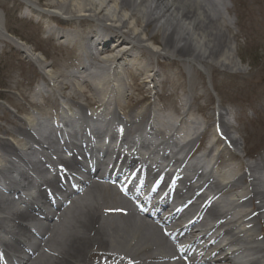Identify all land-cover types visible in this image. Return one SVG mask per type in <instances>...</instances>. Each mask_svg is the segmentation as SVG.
I'll return each instance as SVG.
<instances>
[{"label":"bare ground","instance_id":"1","mask_svg":"<svg viewBox=\"0 0 264 264\" xmlns=\"http://www.w3.org/2000/svg\"><path fill=\"white\" fill-rule=\"evenodd\" d=\"M19 1L33 10L42 9L49 10L52 14L57 13L69 24L78 25V29L59 32L44 28L45 33L61 45L57 46L65 48L66 54H63L59 63L52 60L47 65H42L39 58L33 60L37 67H40L38 70L41 79L49 88L35 90L30 95L32 99L27 101L26 108L21 107L22 111L28 108L27 120L19 125L16 124L13 128L0 126L2 133L0 195L4 197H1L3 204L0 206V244L6 245V242L3 243L5 237L16 242L14 236H19L21 231L30 233L23 222L30 217V212L18 210L20 206L28 204L30 209L38 210L33 213V220L39 229H36L37 232L39 231V236L36 233L34 252L26 257L23 264H100L98 259L104 254L106 256L101 264L110 257L122 258V261L128 259L131 263L138 264H217L223 260H231L229 256L231 253L227 251L219 259L214 254H205L203 249L214 244L219 252L223 249L221 243L225 240L232 244L231 248L234 243L233 248L236 250L232 253L238 255L244 264H264V237L260 240V234L256 233L258 226L260 233L264 229V154H260L252 161L243 159L240 140L230 131L232 127L228 117L230 112L226 108L216 106L212 112L215 123H210L214 138L194 160L196 163H203L204 170L202 171V168L194 162L184 163L192 145L201 136V133L195 132L200 122L193 113L188 119L186 118L187 113H191L190 103L185 98L177 97L176 92L183 86L180 80L181 73L177 71L173 75L170 71L171 67L178 69V61L171 59L169 61L165 57L174 55L180 58L179 62L183 65V61L200 62L205 57L220 56L221 61L227 64L228 59L231 58V50L228 51L227 47L230 48L233 44L222 49L216 43L217 39H221L217 32L220 30H215L211 26V15L221 13L226 6L224 0H119L120 3L118 0H45L40 3L41 6L36 4L39 3L38 0L37 2ZM89 20L95 26L104 24L105 27L97 30L87 23ZM148 26L151 27V31L145 33L146 31L143 30ZM157 33L161 34L162 48L155 52L145 43L147 40L155 41ZM3 40L12 41L23 47L17 38L7 34L4 25L0 22V42ZM92 66H94L93 72L90 71ZM79 74L82 76L80 77ZM126 77L130 82L126 81ZM156 78L159 79L158 82ZM146 83H150L152 88L145 87ZM168 84L170 89L162 95L160 90L163 91ZM154 96L160 100H164L166 96H175V99L172 103L166 100L167 103L161 104L155 102ZM123 97L132 102L144 103L145 107L136 109L134 112L138 114L135 115L130 108L121 104ZM81 99L87 105H82ZM57 105L62 112L58 127L66 129L69 143L73 147H76L75 141L81 142L78 137L82 139L89 136V131L86 130L90 129V126L97 127L98 123L107 127L121 124L119 113L122 114L126 130L123 128L122 131L117 132L116 138L123 140L127 137L128 129L131 134L130 139L125 138L123 157L120 152L115 149L110 150L103 145L108 142L111 132L97 131V138H102V141L99 146L95 145L97 148L93 151L96 152L93 160L96 169L86 172L83 170L86 167H83L79 173L74 174V177L68 172L65 178L76 181L74 187H71L70 182L59 184L57 179L54 180L55 174L58 171L63 174L60 168L64 165L67 170H70L69 168L73 170V165L67 161L66 155L61 152L59 146H56L57 144H47L52 134L47 132L45 118L42 119L38 114L39 111L42 115L47 114L49 108ZM30 107L34 110L30 111ZM167 107L176 116L175 120L168 122L165 116L152 120L154 118L152 111L155 109L163 111ZM197 108L201 110L200 106ZM92 111V115L96 113L104 115L107 112L114 118L106 122L101 117L93 119L85 116ZM144 114L147 118H144ZM83 116L86 118L84 121ZM210 124L205 125L210 126ZM72 126L86 132L77 135ZM148 129L153 131L152 136L132 141L137 135L143 137L142 134L147 133ZM216 129L221 133V137L217 136ZM179 130H186L191 134V137L179 147L180 151L175 150L177 140L174 134ZM5 135L19 138L22 144L21 147L18 146L19 150ZM112 135L113 133L111 137ZM221 138H223V148L226 143L231 148L226 146L232 163L225 166L218 174L219 184L216 186L213 182L215 174H211L212 172L209 171L211 168L208 170L206 165L209 164L207 157L210 150L218 142L222 143ZM142 146L144 148H141ZM41 149L44 153L51 152L58 157L56 167L49 168L48 171L52 175L50 182L54 183V188L59 189L63 194L64 199L59 202L42 201L41 194H36L37 186L29 180L31 176L35 180L40 179L39 175L44 176L43 172H46L45 168H41L43 161L35 157L36 153L43 155ZM216 149L214 167L220 163L219 154L222 147ZM153 150L155 153L151 152ZM135 151H141L139 160L133 155ZM235 155L238 157V162L234 160ZM33 156L36 159L31 161ZM103 157H107L108 162L97 165L96 160L100 161ZM16 160L26 166L32 175L21 173L19 169L21 166H18ZM121 161L134 163L132 166L135 167V174L132 173L130 178L119 177L123 171ZM186 172H190L191 176H184ZM105 179L107 182L100 183ZM112 181L116 182L115 186L111 184ZM85 182L89 184L87 189L82 188ZM131 187L135 188L136 192L131 191L132 196L129 198L127 189L131 190ZM208 188L206 195L202 194ZM80 190L85 192L80 194ZM159 190L161 194H165L164 200L173 197L177 203L182 201L179 207L185 201L190 205L187 211H183L182 208L181 212L175 210L172 214L175 216L173 220L180 218L185 222L181 234L190 233L192 237L190 245L200 237L203 238L212 229L220 227L218 233L208 239L203 247L194 248L195 253L192 257L184 253V261L178 256L179 253L189 250L188 243H183L179 248L175 246L177 249L175 250L173 241H168L162 229L164 227L167 230L165 225L169 221L166 218L159 219L157 213L147 208V205H144L143 209L139 208L140 210L135 207V211L134 208L130 209L126 206L127 214L124 215L123 212L122 218L115 217L116 223L105 217L107 213L117 211L114 199L123 204L129 202L131 206L137 198L143 197L139 202L142 204L149 194L155 195ZM109 192L112 195L110 202L112 205L107 204ZM226 193L229 196L222 208L211 204L221 198V194ZM201 194L205 196L200 202L195 204L191 202L197 200ZM83 196L85 197L82 198ZM208 199L211 202L207 201ZM15 205L17 208H14ZM238 207L241 209H236ZM203 211L208 215V219H205L207 224L199 225L195 231H191L190 228L195 226H191L190 220ZM66 212V216L62 217ZM35 215L41 216L37 218ZM98 219L105 223L98 225ZM192 221L195 223V219ZM243 230L247 235L241 233ZM220 238H223L224 242ZM116 251L124 253V257H118ZM137 252H141L142 255H137ZM233 263L242 264L241 261Z\"/></svg>","mask_w":264,"mask_h":264},{"label":"rangeland","instance_id":"2","mask_svg":"<svg viewBox=\"0 0 264 264\" xmlns=\"http://www.w3.org/2000/svg\"><path fill=\"white\" fill-rule=\"evenodd\" d=\"M38 2L36 4L41 6L45 0ZM224 2L226 6L221 13L211 15V26L215 30H220L217 32L221 39H217L216 43L222 49L233 44L232 47H227L228 51L231 50L229 64L221 61L220 56L205 57L200 62L183 61V65L179 62L180 58L174 55L165 57L167 60L178 61L179 70L171 67L170 71L173 75L177 71L181 73L180 80L183 86L176 90L177 97L185 98L190 103L191 113H187V118L193 113L200 120L201 124L196 129V133H199L205 124L215 123L212 112L217 102L222 108L230 110L229 120L232 125L230 131L240 140L243 159L252 161L260 154H264V0H224ZM66 21L57 13L52 14L49 10L42 9L33 10L19 0H0V22L6 32L8 31L13 38H17L23 44V47H19L9 40L0 42V126L13 128L16 124L19 125L27 120L28 108L22 111L21 107L26 108L27 101L32 99L30 95L34 93V89L40 88L39 85L44 83L39 74L40 67H37L33 60L39 58L42 65H47L52 60L59 63L63 54H66L65 48L59 47L61 45L57 43L58 41L45 33L44 28L59 32L78 29V25ZM87 23L97 30L105 27L104 24L95 26L90 20ZM143 31L150 33L151 27L148 26ZM155 41L147 40L145 44L156 52L161 47L160 33H157ZM155 80L159 81L158 78ZM126 81L130 82V79L126 77ZM145 87L152 88L150 83H146ZM45 88L48 89V85ZM169 89L168 84L167 88L160 90V93L163 95ZM125 98L123 97L121 104L126 105L131 111L145 106L144 103L132 102ZM153 99L157 103L165 104L166 100L172 103L175 96H166L165 101L157 96ZM80 102L86 104L82 99ZM198 106L201 110L197 108ZM29 110L34 109L30 107ZM204 128L198 144L193 146L189 154L190 160L197 155L198 148L202 149L206 142L214 138L211 124L205 125ZM5 136L17 147L21 144L19 138ZM217 147H222L219 154L220 163L217 167L219 172L221 167L230 165L232 161L227 153L229 150L224 149L220 142L214 148ZM231 156L233 157V154ZM234 160L238 162L236 155ZM109 194L110 197L111 193ZM109 197L107 199L110 202ZM104 223L102 221V224ZM214 248L212 245L208 252ZM137 255L142 253L137 252ZM43 260L45 261V258Z\"/></svg>","mask_w":264,"mask_h":264}]
</instances>
